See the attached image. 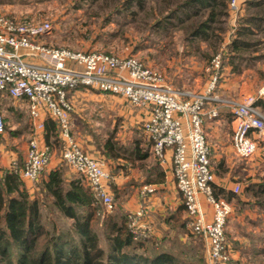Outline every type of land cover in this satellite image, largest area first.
<instances>
[{"label": "built area", "instance_id": "1", "mask_svg": "<svg viewBox=\"0 0 264 264\" xmlns=\"http://www.w3.org/2000/svg\"><path fill=\"white\" fill-rule=\"evenodd\" d=\"M229 10L235 12L237 0H229ZM50 23L18 21L0 12V101L3 96L24 100L33 133L27 141L23 165L16 159L22 180L32 183L51 158V146L45 141V120L57 124L61 141V158L82 175L107 210L114 206L108 181L111 174L104 162L87 152L71 130L68 91L79 86L123 97L130 103L148 107L141 126L150 140L151 152L160 161L166 149L171 150L172 173L176 188L182 195L185 222L189 229L202 236L211 261L222 262L230 256L225 225L232 211L231 203L215 195L214 174L210 166V146L203 126L204 115H217L216 108L205 111L216 71L205 91L176 90L170 87L161 72L143 64L133 54H118L102 50L81 51L44 43L41 37L50 30ZM211 67L220 64V53L211 60ZM264 94V83L258 95ZM258 95L245 94L229 106L235 119L232 145L240 158L251 156L257 148V138H264V113L256 105ZM4 120L0 110V137ZM155 190L145 183L140 193ZM239 184L232 186L233 192ZM211 207L206 218L199 197ZM142 209L127 213L128 228L135 239L147 238L149 227L140 221Z\"/></svg>", "mask_w": 264, "mask_h": 264}, {"label": "rangeland", "instance_id": "2", "mask_svg": "<svg viewBox=\"0 0 264 264\" xmlns=\"http://www.w3.org/2000/svg\"><path fill=\"white\" fill-rule=\"evenodd\" d=\"M163 5L162 2L154 3L152 1H146L143 6L132 3L124 5V0H0V12L18 21L49 22L51 25L50 30L41 37V40L48 45L65 46L81 51L102 50L118 54H133L143 64L161 72L170 87L172 86L162 68L158 67V69L152 63L169 64L171 67L167 68V72L171 76L178 67L185 68L190 65L196 68L198 66L195 71L201 78L202 86H205L201 90L197 89V92L205 91L216 71L217 79L211 91L213 95L220 76L226 75L223 66L226 64V58L231 52L228 44L232 37L236 36V31L243 24L244 17L254 13L255 9L251 8L246 0H239V8L232 12L229 10V0H227V13L220 15L219 20L212 22L213 29L209 30L208 36L203 39L201 37L188 38L189 35L185 28L189 22H180L173 16H170V21H164ZM256 27L253 28L256 29ZM257 33L255 30V32L245 35L244 39L249 41L250 46L248 49L246 47V51H242V49L239 51L240 57H242L240 59L241 64H239L242 66L244 61L254 71H256V62L253 56L255 54L251 51L256 50L258 47ZM216 53H220V64L217 70L211 67L210 64ZM170 61L174 63L171 65ZM239 66L234 65L233 69L236 70ZM238 69H241V67ZM96 92H99V90H96ZM121 98L118 95L107 93L102 106L86 109L81 105L80 113L79 115L75 114L76 119L71 126L72 133L76 138H79L77 140L82 147L86 144L91 145V150L83 148L91 155L102 160L105 166L110 169L112 158L106 153L111 151H106L103 154L102 147L105 148V143L109 141L112 146L111 149L116 146L117 150H121L120 145H125L129 139L128 129L124 126V121L126 120L125 112L130 104ZM209 100L211 101V99ZM213 102L215 104L217 101ZM225 104L227 105V103ZM1 105H4L6 109L3 107V111H1L5 134L0 140L11 138L15 135L13 134L14 129L21 130V127H23L21 133L25 135L23 136L24 141H27L33 133V127L29 121L26 102L6 95L1 98ZM15 119L20 121V128L14 126ZM140 127L142 129L141 125ZM48 143L51 146V155L55 153L56 157L61 158V141L58 130L55 129L50 132ZM120 150L118 151L120 152ZM60 163L62 164L60 165L62 171L70 167L62 158ZM49 164L50 160L34 181L35 190L40 179L46 174ZM3 167L6 166L0 165V170ZM110 174L108 184L115 205V210H113L115 213L116 211H123V202L130 198L132 180L125 181L124 184L126 185L121 188V186L113 183V174ZM78 176L80 175L78 174ZM82 179L89 185L86 179ZM23 185L26 187L24 181ZM90 189L92 188L90 187ZM96 199L100 204L99 213L106 212V206L98 197ZM233 201V203H238L240 200ZM41 208L43 210L42 217L45 218L44 220L48 224L49 218L46 206H41ZM53 211L55 210L53 209ZM51 215L53 216V213ZM56 221H58V218H56ZM234 223L235 220L233 225ZM95 229L99 233L101 242H105V237L102 235V233H105V227L98 223L95 224ZM240 229L241 226H238L237 230L240 231ZM187 234L186 242H181L174 236L169 238V241L165 244L166 246H164V242H161L159 247H168L175 251L185 248L184 250L189 254L202 256L206 264H231L234 259L241 264H264V253L258 254L255 252L258 246H247L246 243L242 242L243 240L234 244L238 251L237 258L229 256L228 259L220 263L213 262L208 257L205 239L189 231ZM231 242L232 239H227L228 246H232Z\"/></svg>", "mask_w": 264, "mask_h": 264}, {"label": "crops", "instance_id": "3", "mask_svg": "<svg viewBox=\"0 0 264 264\" xmlns=\"http://www.w3.org/2000/svg\"><path fill=\"white\" fill-rule=\"evenodd\" d=\"M237 1L239 2V0ZM247 17H244L242 25L250 26L255 31L249 17ZM257 28L258 47L256 50L251 51L255 54L253 56L255 57L256 71L251 69L249 65L247 66L244 61L241 66L240 59L242 57H240V54H235L231 51L226 58V64L223 66L226 75L220 76L213 93L214 98L205 104V111L209 108H216L218 113L211 118L205 114L203 119L207 142L210 146L209 160L214 174L213 185L217 188L231 191L235 183L240 185V191L236 192L240 201L238 203H233V199L229 201L230 203L232 202V211L225 225L226 237L227 239H232V246H228V251L230 256L235 258L238 256V251L234 244L241 242V240L247 246H258L255 251L258 254L264 253V205L256 204L244 192V188L248 184L264 182V138H257V148L251 156L240 158L235 155L232 145V132L236 121L229 106L232 101L239 100L245 94L258 95V91L264 83V15H260ZM249 46H247V49ZM242 51H246V47ZM169 63L172 65L174 62L170 61ZM152 65L156 68H162L174 89L197 91V89L201 90L205 86L204 84L202 86L201 78L195 71L198 68L197 65L196 68L190 65H185V68L177 66L178 68L176 67L177 69L172 73V76L167 72V68L171 67L169 64L152 63ZM234 65H240L241 69H238L239 67L236 70L233 69ZM168 71L170 72V70ZM94 90L79 86L71 90L72 92L68 91L72 107L70 109L71 126L75 122V114L79 115L80 113L81 105L86 109H93L95 106L103 105L102 103L107 93ZM122 100L130 104L125 112L126 120L124 121V126L128 129L129 139L125 145H120L122 147H120L121 150L118 149L120 152L115 146L113 149L102 147L104 150L102 153L105 154L106 151H111L106 153L112 158L110 161L112 162L110 163L111 169L106 167L113 174V183L122 188L123 185H126L124 184L125 181L132 180L130 184L131 196L123 202V209L127 213L142 209L139 220L147 223L149 227L147 238H150L155 243L164 242V246H166L165 244H167L166 242L169 241V238L174 236L181 242H186L188 238L187 232H193L186 225L182 195L175 185L172 173L171 150L166 149L161 161L152 154L150 140L140 127L142 120L148 114V107L132 104L124 98ZM213 101L217 102L214 104ZM219 101L220 103H218ZM256 105L264 113V94L258 95ZM3 107L5 108L0 101L1 111H3ZM19 125L21 126L20 121L15 119L14 126L19 127ZM21 128V130L14 129L13 134L15 135L11 136V138L0 140V165L7 167L13 159H24L28 140L24 141L23 136L25 135L21 133L23 127ZM4 134L3 132L1 137ZM77 139L79 138L77 137ZM83 147L90 150L92 148L91 145L87 144L83 145ZM112 152L115 155L112 156ZM51 156L47 172L54 167L62 165L60 157H56L55 153ZM64 175L68 180L78 176V173L69 167L65 169ZM23 181L29 192L35 189L34 183L28 180ZM145 183L154 185L155 190L142 195L140 189ZM199 199L205 217L210 218V205L206 203L202 196ZM234 220L235 223L233 225ZM238 226H241L240 231L237 230Z\"/></svg>", "mask_w": 264, "mask_h": 264}, {"label": "trees", "instance_id": "4", "mask_svg": "<svg viewBox=\"0 0 264 264\" xmlns=\"http://www.w3.org/2000/svg\"><path fill=\"white\" fill-rule=\"evenodd\" d=\"M146 1L164 3V21H170L173 16L180 22H189L185 28L188 38H206L213 29L212 22L227 13V0H124V5L143 6ZM246 3L255 9L248 17L252 26H257L260 15H264V0H246ZM253 32L250 26L241 25L228 44L229 50L240 54L241 49L250 45L245 35ZM55 129V120L46 118L47 143ZM108 142L105 147L111 149ZM17 163L21 167L23 160L17 159ZM82 178L80 175L67 180L57 166L40 179L37 191L29 192L16 168L10 165L2 168L0 264H206L202 256L189 254L185 248L175 251L159 247L149 238H133L127 225V212L123 209L114 213V205L100 214L97 197ZM213 188L215 195L228 201L240 200L229 189L214 185ZM244 192L256 204L264 205V182L250 183ZM41 206H46L48 224L42 217ZM98 223L105 227L102 233L105 242H101L95 229ZM231 264L241 263L234 259Z\"/></svg>", "mask_w": 264, "mask_h": 264}]
</instances>
